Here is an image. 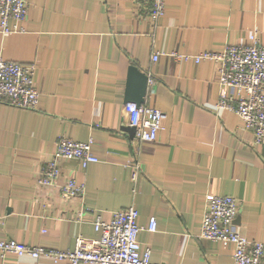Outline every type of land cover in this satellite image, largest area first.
Returning <instances> with one entry per match:
<instances>
[{
    "label": "crops",
    "instance_id": "1",
    "mask_svg": "<svg viewBox=\"0 0 264 264\" xmlns=\"http://www.w3.org/2000/svg\"><path fill=\"white\" fill-rule=\"evenodd\" d=\"M20 32L0 34V58L35 64V110L0 104V236L48 249L74 247L79 235L95 239L97 216L106 221L134 206L159 264H232L233 247L199 238L207 194L239 202L235 230L264 243V143L233 112L217 110L220 87L203 51L245 44L256 33L264 44V0H165L156 22L133 0H27ZM158 59L152 61V54ZM152 82L144 103L165 114L151 143L132 140L124 112L127 69ZM91 140L98 161L85 168L60 163L61 177L83 183L82 198L38 183L57 138ZM141 177L130 179V162ZM154 216L156 231L148 232ZM0 264H69L0 254Z\"/></svg>",
    "mask_w": 264,
    "mask_h": 264
},
{
    "label": "built area",
    "instance_id": "2",
    "mask_svg": "<svg viewBox=\"0 0 264 264\" xmlns=\"http://www.w3.org/2000/svg\"><path fill=\"white\" fill-rule=\"evenodd\" d=\"M147 7L149 19L156 22L165 13V0H133ZM27 0H0V34L7 36L20 32L19 22L26 18ZM245 44L226 45L221 52L203 51L192 56L176 53V58L191 59L194 63L212 61L216 66V80L220 87L229 88L230 93H220L216 102L217 110L236 114L246 129L253 134L256 144L264 143V44L251 33ZM152 61L158 54L151 56ZM35 64H21L0 58V104L14 108L35 110L39 90L35 82ZM147 83L152 82L150 75ZM127 125L134 128L132 140L137 143H151L157 139L163 128L165 114L147 105L128 102L124 105ZM76 160L85 168L97 162L92 152L91 140L77 142L67 136L57 138L55 150L50 159L39 170L37 181L46 186H56L61 175L60 163ZM130 179L136 182L142 174L138 161L130 162ZM64 197L82 198L83 183L72 177H64L58 184ZM239 202L231 196L207 194L204 198V212L201 219L199 238L221 241L233 247L232 264H264V243L256 242L235 230L234 221ZM138 211L134 206L117 210L109 220L96 217L93 226L99 234L95 239L81 235L75 238L74 247L66 250L48 249L39 245L25 244L0 236V254L27 256L33 260H48L53 263L66 261L69 264H159L151 261V251H143L137 236L142 229L137 223ZM157 222L154 216L148 218L145 229L153 233Z\"/></svg>",
    "mask_w": 264,
    "mask_h": 264
},
{
    "label": "water",
    "instance_id": "3",
    "mask_svg": "<svg viewBox=\"0 0 264 264\" xmlns=\"http://www.w3.org/2000/svg\"><path fill=\"white\" fill-rule=\"evenodd\" d=\"M147 75L133 65L127 69V78L125 86L124 100L126 103L132 102L136 105H142L148 89ZM130 136H134V128L127 127L125 129Z\"/></svg>",
    "mask_w": 264,
    "mask_h": 264
}]
</instances>
